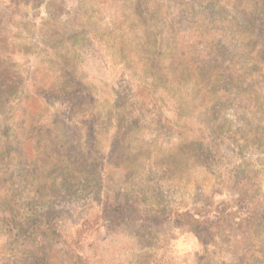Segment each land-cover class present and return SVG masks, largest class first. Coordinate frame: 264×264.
I'll return each mask as SVG.
<instances>
[{
	"label": "rangeland",
	"instance_id": "rangeland-1",
	"mask_svg": "<svg viewBox=\"0 0 264 264\" xmlns=\"http://www.w3.org/2000/svg\"><path fill=\"white\" fill-rule=\"evenodd\" d=\"M141 1L0 0V89L13 96L0 100V124L14 126L9 144L0 141L9 150L0 162L5 184L0 187L11 195L9 206H0V264L28 249L25 244L9 249L23 217L45 210L52 232L26 264H264V221L255 229L219 224L222 211L243 205L264 220V141L249 135L237 136L235 144L218 138L210 168L195 139L208 143L211 123L204 111L188 110L182 117L172 111L170 93L159 103L145 95L144 107L133 109L137 124L115 128L118 120L127 121L119 113L136 93L141 62L125 58L137 59V44L146 52L143 41L160 43L161 62L155 66L165 79L173 72L168 68L173 56L188 61L209 48L194 26L188 29L185 14L170 7L148 15ZM215 12L233 17L228 29L234 44L231 25L249 32L242 16L224 7ZM120 41L124 58L117 51ZM258 81L246 92L252 104L255 94L264 93V80ZM179 82L189 86L184 78ZM163 83L161 88H176ZM259 100L264 104V97ZM224 114L216 124L230 122L232 109ZM258 123L260 133L264 116ZM242 170L249 198L235 201L239 189L226 188V180ZM219 180L226 183L220 191ZM131 205L141 219L130 226L98 218L111 208L127 217ZM204 209L211 210L203 215L208 220L190 224ZM79 229L86 233L78 240Z\"/></svg>",
	"mask_w": 264,
	"mask_h": 264
},
{
	"label": "trees",
	"instance_id": "trees-1",
	"mask_svg": "<svg viewBox=\"0 0 264 264\" xmlns=\"http://www.w3.org/2000/svg\"><path fill=\"white\" fill-rule=\"evenodd\" d=\"M141 2L143 3L144 12L146 11L148 15L160 10L166 11L170 7L175 8L177 13L185 14L184 20L190 25L188 29L194 26L195 33L200 39L202 38L201 41L206 42L209 48H202V54L200 55H190L188 61L177 59L173 56L171 62L168 63V68L173 70V72L170 79H165L158 71V67L155 66V62H161L157 58V55L160 54L157 44L160 45V43L157 41H143L148 46L146 52L142 51L140 45L137 44L139 46V55L137 52L134 53L137 59L125 58L127 61H133L134 63L141 62L139 66L141 73L139 72L137 83L134 85L136 93L128 99L129 105L125 106V112L119 113V119L124 117L127 121L121 122L118 120L115 128L119 130L124 127L128 128L132 123L133 125L137 124L136 120L138 117L133 115V109L135 107L139 109L144 107L146 103L145 95L153 94L155 102L159 103L167 93H170L171 95L168 94V101L171 103L172 111H176L181 117L188 110L195 113L204 111L203 117L211 123L212 131L209 136V142L205 143L201 139H195L199 143L197 146L198 155L210 168H213V163L219 152V142L224 140L223 136L233 144H235L237 136L242 135H249L250 138L254 136L253 140L257 142L264 141V135L262 136L264 129L257 133L259 130L258 122L264 116V104L261 103L259 97L263 98L264 93L255 94L256 98L253 104H256V107H252L253 104L250 102L252 96L246 93L251 85L257 86L256 82L258 79L261 82L264 80V67H262L264 63L260 61L264 59V0H184L177 3V5L171 4L169 0H143ZM222 7L232 12L235 17L242 16L240 23L250 29L249 32L246 30L242 34L236 30V26L232 27L231 25V28H234L233 32L236 33L235 44L230 40L231 33L228 29L233 17L224 19L218 17L216 12L213 13L221 10ZM210 14L215 17L212 18ZM145 19L149 20V18L143 19L145 27L149 28L150 25L146 23ZM224 20L226 22H223ZM212 24L218 26L206 30V27ZM261 36L263 37L261 38ZM118 44L117 51L124 58L126 55L125 45L123 41ZM180 78H184L189 86H185V82L180 83ZM164 80H167L168 85L171 87L173 86L172 84L176 85V88H161L160 85L165 84L163 83ZM1 85L3 84L0 83ZM189 87H191V93L188 90ZM160 89H164V91ZM261 90L264 91L263 88ZM11 94L2 93V89H0V100L8 99ZM226 108L232 109L231 116L233 120L232 118L231 120L229 119L231 124L227 122L228 120H225L222 124H216L221 117L227 116L224 114ZM175 118L178 119L179 117L175 115ZM161 119L162 115H159L157 121L159 122ZM232 125L239 126L231 131L230 127ZM13 129L14 126L12 124L5 125V127L0 124V141H5L3 145L9 144L7 139L13 133ZM252 129L253 133L251 135ZM15 137L17 136L13 138ZM8 151V148L0 147V162L7 159ZM229 178L226 180L228 184L226 188L233 186L235 189H239L238 197L233 200L249 198V190L245 185L248 180L247 174L245 175L242 170L239 175L232 173ZM226 183L223 180L217 182L219 191L221 187H225ZM1 185L5 184L4 177L0 175ZM2 189L0 187V206L5 208V206H9L8 199L11 198V195L7 192H2ZM224 206L226 208V204ZM236 206L238 207V204ZM129 207H131V211L127 217L121 218L118 213L120 211L113 212V208H111L108 213H106L107 211L102 212L98 218L110 221V223L125 221L126 226H130L141 218L135 212L137 208L134 205ZM243 208L244 205L239 206L236 211L229 210L224 213L222 211V214L220 213L222 215L219 221L220 226L234 225L238 227L245 223L246 226H252L255 229V225H259L264 221L258 218L259 214L254 209L247 211V207L245 212ZM210 212V209L198 212L201 219L191 217L190 224L201 223L203 219L208 220V217H203V215H210ZM31 217H23L19 222L20 226L16 229L19 235L10 243L9 248L16 249L20 245L25 244L28 249L23 248L22 251H16L10 264H26L28 261L27 257L35 256L38 253V248L44 249L43 238L48 235L49 231L52 232V219L48 210H45L38 217H36V213H32ZM107 218L110 220H107ZM193 226L188 225L189 228H195ZM85 233L86 231L79 229L77 233L78 240L84 237ZM63 242H65V239Z\"/></svg>",
	"mask_w": 264,
	"mask_h": 264
}]
</instances>
